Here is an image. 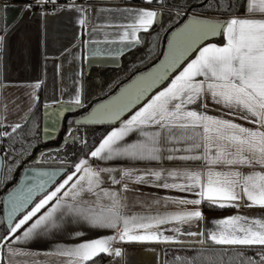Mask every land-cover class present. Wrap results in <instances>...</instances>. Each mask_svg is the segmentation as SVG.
<instances>
[{
	"label": "snow or ice",
	"instance_id": "6c2138e0",
	"mask_svg": "<svg viewBox=\"0 0 264 264\" xmlns=\"http://www.w3.org/2000/svg\"><path fill=\"white\" fill-rule=\"evenodd\" d=\"M48 2L54 0H37L40 4ZM146 2L152 3V0ZM201 6L214 7L217 12L234 8L238 11L242 6L244 12L222 21L191 18L169 39L166 54L169 59L162 73L138 77L120 94L95 106L89 116L97 122L105 118L119 120L133 103L129 94L131 88H136L135 100L138 101L153 85L163 81L194 46L209 36L220 35L223 43L201 44L195 58L186 62L167 87L152 96L120 127L109 132L90 152L91 158L100 161L160 162L166 159L183 166L116 170L93 167L89 159L82 158L75 163L71 174L47 192L46 187L56 174L37 172V182L28 187L27 192L22 188L10 195L8 235L0 241V249L8 242L10 257H26L23 264H49V261L94 264L101 254L123 257L124 250L117 245L136 243L176 246L183 254L176 255L172 264H233V261L235 264H264V216L236 213L215 221L214 227L205 231L181 227L204 219L197 206L205 201L220 208L239 209L243 205L264 209V0H214V4L210 0ZM126 11L134 22L121 25L124 31L119 38L123 42L131 37L132 42L139 43L137 33L147 32L159 13L148 9ZM79 23L84 25L86 21L81 19ZM6 39L0 35V54L5 51ZM2 59L0 55V61ZM39 87V82L32 85L34 102L39 99L35 95ZM209 98L225 110L222 115L208 114L206 101ZM69 103L77 108L85 106L81 93ZM22 119L26 121L27 115ZM237 121H244L248 126ZM2 124L0 118V126ZM22 126L21 123L11 125L12 133ZM137 131L140 139L134 142L125 139ZM5 135L10 133H0V136ZM69 138L76 139L71 130L66 142ZM113 172L121 179L111 176ZM105 174L111 176L112 184H122V190L106 186L108 176ZM169 179L172 182H168ZM129 181L194 192L198 198H165L166 204H174L178 210L163 215L129 214L123 195L129 190ZM37 192L44 193L42 198L13 223L15 214L23 212ZM42 209L46 210L41 212ZM169 224L173 225L171 229L162 230L161 226ZM71 225L111 229L113 234L85 239V231ZM54 231H69L80 242L57 245L43 253L28 250L30 242ZM165 231L170 234L165 235ZM0 264H11V261L5 262L0 255Z\"/></svg>",
	"mask_w": 264,
	"mask_h": 264
},
{
	"label": "crops",
	"instance_id": "0c3cea01",
	"mask_svg": "<svg viewBox=\"0 0 264 264\" xmlns=\"http://www.w3.org/2000/svg\"><path fill=\"white\" fill-rule=\"evenodd\" d=\"M89 1L91 4L88 6L65 8L55 14H40L31 8H26L23 3L24 1L5 0L3 2L4 32L0 35L6 36L7 39L5 51L0 54L3 56L2 61H0V118L3 119V124L0 126V133H8L5 128H10L11 130L10 126L16 123L24 124L39 102L44 108L45 105H56L62 102L69 103L74 100L78 93L82 94L84 68L87 69L92 66H120L124 57L140 43L132 42L131 37L129 40L123 42L119 38L120 34L124 31L121 25L134 22L133 17L126 10L148 9L157 11L159 13L158 19L152 24L153 26L162 22L163 10L167 9L164 5V0L162 2L160 0H152V3H147L146 0ZM188 1L181 0V3ZM76 8L86 9L87 11L79 12ZM160 14H162L161 22L157 23L160 19ZM199 14L205 15L202 13ZM240 15H243V13L233 16ZM209 16L223 17L219 15ZM228 17L224 16L226 19ZM81 19L86 21L84 25L79 23ZM142 32L145 31L141 30L137 33L139 40ZM207 43L221 44L223 41L218 42L213 40ZM195 55L196 53L191 59H194ZM37 82L40 83V87L35 90V95L39 99L34 102L31 95L33 92L32 85ZM170 83L171 80L158 91L163 90ZM206 103L208 104L209 115H222L225 111L221 106L214 104L210 98ZM144 104L123 121L129 119ZM189 107L197 109V105H190ZM30 108L31 112H29ZM26 115L27 119L25 121L22 118ZM122 122L109 129L105 136L114 128L120 127ZM237 122L244 123L245 126H248L244 121ZM2 137L0 136V140ZM140 138L139 132L137 131L130 133L125 139L129 142H134ZM85 158L91 160L90 155ZM98 162L101 168H113L116 170L124 168L141 170L153 168L159 170L183 166L179 162L167 161L166 159L160 162H133L126 159L111 161L98 160ZM66 176L56 185L62 182ZM105 176H108V174H105ZM111 176H115L118 180L121 179L116 172H113ZM111 176H108L106 179V186L121 191L122 184H112ZM168 182H172V180L169 179ZM176 182L179 183L182 181ZM128 189V191L123 192V195L126 198V211L129 214L156 215L159 213L163 215L178 210L176 205L171 203L166 204L164 202L165 198L189 200L198 198L194 192L164 189L162 187H156L152 183L135 184L129 181ZM156 201L160 203L157 204L155 203ZM203 203L197 207L202 211L204 219L192 221L190 224H184L181 226L182 229L192 231L212 229L215 221L236 213L250 217L264 216V209L259 207H245L243 205L239 209L231 207L232 209L226 212L206 213L203 209ZM188 207L191 208L192 206L189 205ZM45 210L42 209L41 212ZM24 227H27V225ZM71 227L85 231V239H95L113 234V230L111 229H90L86 225H71ZM161 227L162 230H165L171 229L173 225L169 224ZM22 230H18L16 235H19ZM168 234H170L169 231H165V235ZM182 239H186V237H182ZM77 242H80V239L75 238L69 231H54L52 234L42 236L38 240L30 242L27 248L31 251L43 253L57 245H71ZM4 243L5 247L0 249V255H3L4 261L7 262L10 260L11 264H18V262L19 264H23L27 258L10 257L7 252L9 244L8 242ZM11 246L17 247V245ZM117 246L123 248L124 256H109L105 264H164L171 255L181 253L177 250L176 246L171 244L132 243ZM20 247H24V245H20ZM49 264H53V262L49 261Z\"/></svg>",
	"mask_w": 264,
	"mask_h": 264
},
{
	"label": "trees",
	"instance_id": "16d2710c",
	"mask_svg": "<svg viewBox=\"0 0 264 264\" xmlns=\"http://www.w3.org/2000/svg\"><path fill=\"white\" fill-rule=\"evenodd\" d=\"M4 1L0 0V34L4 32ZM209 2L210 0H189L186 3H181V0H164V5L167 9L163 10L162 22L153 25L147 32L140 34V43L124 57L120 66H92L87 69L84 68L82 76V100L85 106L79 111L69 113L66 116L63 128L55 140L46 143L42 140L40 128L43 106L40 102L33 109L27 121L22 124L21 129L12 133L10 128H5L10 135H5L1 138L3 147L1 151L4 153L5 164L2 182L0 183V241H3V237L8 235V227L5 223L3 212L4 195L17 183L24 169V164L26 162L31 164L38 153L44 149L61 146L69 130L72 131L73 136L76 138L75 141L69 138L64 148L45 153L41 160L53 162L55 166L67 167L68 173H70L74 170L75 163L82 158L88 157L93 148L114 125L82 126L76 125V119L89 112L92 108L90 103L95 98L101 95H112L129 77L148 69L162 56L164 51V35L185 19V16L179 11L191 10L208 16L219 15L223 17L244 12L242 6L239 7L238 11L234 8L229 12H217L214 7L201 6L202 3L207 5ZM211 2L214 4V0H211ZM214 41L222 42L223 39L220 37ZM169 82L170 80L165 85ZM203 209L206 213H218L226 212L232 208H220L204 202ZM249 254L252 253L250 252ZM174 257L166 260L165 264H172ZM108 259V255L101 254L95 258L94 264H105ZM233 264H235V261H233Z\"/></svg>",
	"mask_w": 264,
	"mask_h": 264
},
{
	"label": "water",
	"instance_id": "95a60500",
	"mask_svg": "<svg viewBox=\"0 0 264 264\" xmlns=\"http://www.w3.org/2000/svg\"><path fill=\"white\" fill-rule=\"evenodd\" d=\"M11 1H18L23 2L27 0H11ZM191 11V10H189ZM182 15L185 16V19L180 22V24L176 25L174 28H172L170 31L166 32L163 38L164 43V51L162 56L148 69L138 72L134 76H131L127 79V81L122 84L112 95L110 96H98L95 98L90 105H92V108L87 112L86 114L80 116L76 119L75 123L76 125H82V126H100V125H117L120 122H122L126 117H128L130 114H132L136 109H138L140 106H142L156 91L161 89L165 86V84L172 79V77L186 64L187 61H189L194 54L196 53V49L201 46V44L207 43L209 41L216 40L220 38V35L217 36H209L205 41H202L201 44H198L194 46L193 50L189 52L177 65L176 68L170 70L168 72V76L161 82L153 85L152 88H150L147 92L144 93L143 96L140 97V99L137 101L135 100L136 95V88L133 87L130 89V97L133 99V103H131L128 108L121 114L119 120H109L107 118L103 119L102 121H92L89 119L90 113L92 112V109L99 105L101 102H107L109 98L117 96L121 93L122 89L128 88L130 85H133L134 81L137 80L138 77L147 76L149 74H160L163 72V67L166 61L169 59L166 54L169 52V39L171 38L173 32H175L177 29L181 28L185 23H187L191 18L195 17L198 19H204L209 21H217V20H226L224 17H215V16H206V15H198V14H192L189 12H180ZM159 20L157 23L161 22L162 14L159 16ZM82 98V94H81ZM81 108H77L74 104L70 103H59L56 105H49L47 108L44 107L42 111V124L40 128V132L42 135L43 142H51L55 140L64 125V122L66 120V116L69 113H74L76 111H79ZM79 121V123H77ZM68 141V140H67ZM66 139L62 143L61 146L57 147H50L47 149H44L40 151L37 155V157L32 161L31 164L26 162L24 164V169L22 170L20 177L17 181V183L5 193L4 199H3V212H4V220L9 228V221H8V213L11 212L12 209V203L10 201V195L13 193H18L20 189H24L25 192H27V188L34 185L37 182L38 177L35 175L37 172H55V177L53 178V182L47 185L46 192L52 190L56 184L68 173V168L64 166H55L53 165V162H44L41 160L42 156L50 152L52 150H60L64 148L66 145ZM4 153L0 150V183L2 182L3 178V172H4ZM57 164V163H56ZM44 193L37 192L33 195V202L28 205L26 209L23 210V212H17L15 216L13 217L12 222L15 223L17 220L24 214V212L29 211L33 204L43 196Z\"/></svg>",
	"mask_w": 264,
	"mask_h": 264
},
{
	"label": "built area",
	"instance_id": "2783aa9c",
	"mask_svg": "<svg viewBox=\"0 0 264 264\" xmlns=\"http://www.w3.org/2000/svg\"><path fill=\"white\" fill-rule=\"evenodd\" d=\"M23 3L25 6L31 5L30 8L40 14H55V13H59L61 10L65 8H71L73 7V5L75 7H85L91 4L89 0H54V2H48V3H43V4L37 3V0H27V1H24ZM179 12H189L192 14L201 15L199 13H196L194 11H189V10H181ZM2 149L3 147H2V141H1L0 150ZM90 163L93 167L101 168L98 162V159L96 158H91Z\"/></svg>",
	"mask_w": 264,
	"mask_h": 264
},
{
	"label": "flooded vegetation",
	"instance_id": "af4514ba",
	"mask_svg": "<svg viewBox=\"0 0 264 264\" xmlns=\"http://www.w3.org/2000/svg\"><path fill=\"white\" fill-rule=\"evenodd\" d=\"M179 254H183L182 252L181 253H178V254H173V255H171L170 257H168V259H170L171 257H173V256H176V255H179ZM167 259V260H168ZM165 264V263H164Z\"/></svg>",
	"mask_w": 264,
	"mask_h": 264
},
{
	"label": "rangeland",
	"instance_id": "374dc122",
	"mask_svg": "<svg viewBox=\"0 0 264 264\" xmlns=\"http://www.w3.org/2000/svg\"><path fill=\"white\" fill-rule=\"evenodd\" d=\"M0 145H1V140H0Z\"/></svg>",
	"mask_w": 264,
	"mask_h": 264
}]
</instances>
